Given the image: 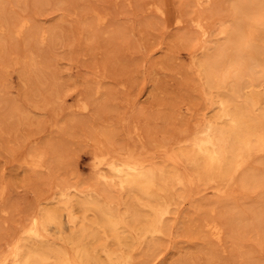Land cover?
Here are the masks:
<instances>
[{
  "label": "rangeland",
  "instance_id": "374dc122",
  "mask_svg": "<svg viewBox=\"0 0 264 264\" xmlns=\"http://www.w3.org/2000/svg\"><path fill=\"white\" fill-rule=\"evenodd\" d=\"M231 1L220 0L214 20L227 15ZM159 3L172 19L186 22L172 26L166 17H158L154 8ZM195 6L194 0H0V25L5 28L0 34V252L30 213L39 205L51 206L58 186L100 189L89 172L96 147L115 153L137 144L158 162L161 147L170 149L173 138L206 112L190 71L197 33L187 18L207 15L211 8ZM95 12L107 17L102 28L95 26ZM23 18L33 28L43 25L52 31L45 45L28 38L32 30L17 39L10 35L8 29ZM29 52L37 65L28 76L23 66L28 59L22 57ZM16 58L19 66L12 65ZM22 76L28 77L25 83ZM80 101L87 104L86 111L78 107ZM35 150L47 155L40 167L24 163ZM193 196L179 205L181 217L163 240L165 247L147 257L136 252L137 264H207L209 256L211 264H264L256 224L252 230L233 229L219 212L194 208L204 205L209 211L225 195L218 198L205 190ZM256 196L234 187L231 200L249 214L264 207ZM86 218L93 220L90 212ZM212 219L224 225L221 243L202 228Z\"/></svg>",
  "mask_w": 264,
  "mask_h": 264
},
{
  "label": "bare ground",
  "instance_id": "6f19581e",
  "mask_svg": "<svg viewBox=\"0 0 264 264\" xmlns=\"http://www.w3.org/2000/svg\"><path fill=\"white\" fill-rule=\"evenodd\" d=\"M194 3L197 8H211L207 15L187 18L197 33L192 40L191 64L188 63L199 84L206 112L190 129L171 143L168 141L170 149L161 147L158 162L156 155H150L146 147L137 144L115 153L96 147L90 155L89 172L100 189L77 188L74 184L58 186L50 199L51 206L39 205L5 242L0 260L7 264L18 261L23 264L29 259L33 264H137L136 252L147 257V253L165 247L163 240L169 238L171 228L181 217L182 201L191 202L195 193L205 190L218 198L225 195L226 200L212 203L209 211L203 210L204 205L194 208L206 214L219 212L236 230L256 224L259 246L264 252V229L260 228L264 207L246 214L231 200L235 187L264 201V0H232L227 15L216 20L213 18L221 9L220 0H194ZM158 5L154 13L166 17L172 26L186 22L172 19L165 4ZM102 14L95 12L93 18L98 28L107 22ZM42 26L33 28L23 18L14 29L8 30L16 39L32 30L28 38L43 46L52 31ZM4 31L0 25V34ZM198 53L200 57L196 56ZM22 58L28 59L23 66L29 76L30 67L37 62L31 53ZM12 65L19 66L20 60L14 59ZM25 77L22 76L23 82L28 78ZM99 93L97 85L95 94ZM78 107L87 110L84 102L80 101ZM46 161V153L35 150L30 161L25 159L24 163L40 167ZM87 212L92 214V221L86 218ZM48 219H54L55 223L44 227ZM33 220L41 225L39 240L26 235ZM202 228L216 243L222 242L225 228L220 221H206ZM190 260L189 255L185 261ZM212 260L210 256L207 258L209 264Z\"/></svg>",
  "mask_w": 264,
  "mask_h": 264
},
{
  "label": "snow or ice",
  "instance_id": "6c2138e0",
  "mask_svg": "<svg viewBox=\"0 0 264 264\" xmlns=\"http://www.w3.org/2000/svg\"><path fill=\"white\" fill-rule=\"evenodd\" d=\"M179 23V21H178ZM116 171H119V169H115ZM49 223H55L54 219H48L45 221L44 223V227H47V225ZM41 225L38 223V221L33 220L32 221V227L28 230V232L26 233V235L31 236V237H35L37 240L40 239V234H39V227ZM0 264H7V262L0 260ZM18 264H20V262L18 261ZM23 264H33V262L31 261V259L24 261Z\"/></svg>",
  "mask_w": 264,
  "mask_h": 264
}]
</instances>
